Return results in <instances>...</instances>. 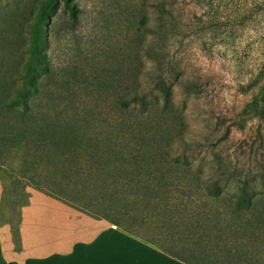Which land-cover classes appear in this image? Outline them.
Instances as JSON below:
<instances>
[{
	"label": "trees",
	"instance_id": "trees-1",
	"mask_svg": "<svg viewBox=\"0 0 264 264\" xmlns=\"http://www.w3.org/2000/svg\"><path fill=\"white\" fill-rule=\"evenodd\" d=\"M59 6L67 28L74 27L78 9L73 0L38 2L24 32L20 87L0 108V223L9 226L14 248L18 210L30 186L184 264H264V193H255L243 173L215 171L187 154L172 106L170 66L156 67L149 89L116 93L128 95L115 101L118 111L151 115L149 130H140L141 117L128 124L91 112L93 103L72 98L76 72L55 71L49 63L48 26ZM145 20L141 14L134 30L138 36H144ZM251 86L255 92L240 113L257 120L264 132V61L245 88ZM89 87L97 94L112 89L99 81ZM169 128L174 138L166 143ZM6 144L20 161L18 176L1 166Z\"/></svg>",
	"mask_w": 264,
	"mask_h": 264
},
{
	"label": "rangeland",
	"instance_id": "rangeland-1",
	"mask_svg": "<svg viewBox=\"0 0 264 264\" xmlns=\"http://www.w3.org/2000/svg\"><path fill=\"white\" fill-rule=\"evenodd\" d=\"M39 1L0 0V108L20 87L24 32ZM73 2L78 9L74 27L67 28L59 6L48 26L46 49L52 69L76 72L72 98L93 103L89 110L104 118L130 124L141 117L139 128L145 132L154 126L151 115L118 111L115 101L128 95L116 93L149 89L158 68L169 65L172 106L187 154L215 171L243 173L255 193H264V132L257 120L240 113L255 92V86L245 87L264 61V0ZM141 14L146 16L144 36L134 32ZM98 81L112 89L90 93L88 86ZM173 138L171 131L165 142ZM8 146L1 147V166L18 176L20 161Z\"/></svg>",
	"mask_w": 264,
	"mask_h": 264
},
{
	"label": "crops",
	"instance_id": "crops-1",
	"mask_svg": "<svg viewBox=\"0 0 264 264\" xmlns=\"http://www.w3.org/2000/svg\"><path fill=\"white\" fill-rule=\"evenodd\" d=\"M25 192L17 249L9 226L0 223V264H184L102 219L34 189Z\"/></svg>",
	"mask_w": 264,
	"mask_h": 264
}]
</instances>
